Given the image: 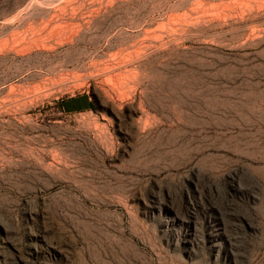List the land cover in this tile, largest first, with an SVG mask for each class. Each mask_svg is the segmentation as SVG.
<instances>
[{
    "label": "rangeland",
    "instance_id": "rangeland-1",
    "mask_svg": "<svg viewBox=\"0 0 264 264\" xmlns=\"http://www.w3.org/2000/svg\"><path fill=\"white\" fill-rule=\"evenodd\" d=\"M253 30L264 0H0V264H264Z\"/></svg>",
    "mask_w": 264,
    "mask_h": 264
},
{
    "label": "bare ground",
    "instance_id": "bare-ground-1",
    "mask_svg": "<svg viewBox=\"0 0 264 264\" xmlns=\"http://www.w3.org/2000/svg\"><path fill=\"white\" fill-rule=\"evenodd\" d=\"M262 41L264 42V31H261V30H253L251 31V33L248 35V37L245 39V41L242 43V46L243 45H247V44H255V45H258L260 44V42L262 43ZM261 45V44H260ZM241 47V46H239ZM238 48V47H237ZM115 67V66H114ZM108 70V69H107ZM59 164V162H58ZM55 165V164H54ZM50 166V164H49ZM48 166V167H49ZM56 166V165H55ZM51 168V167H50ZM57 168V167H56ZM48 169V168H47ZM46 169V170H47ZM53 169V167H52ZM59 169V168H57ZM60 171V170H59ZM57 171V172H59Z\"/></svg>",
    "mask_w": 264,
    "mask_h": 264
}]
</instances>
